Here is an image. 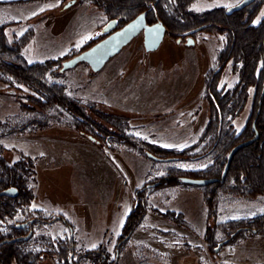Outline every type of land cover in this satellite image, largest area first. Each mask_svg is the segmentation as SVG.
Segmentation results:
<instances>
[{
    "label": "rangeland",
    "instance_id": "374dc122",
    "mask_svg": "<svg viewBox=\"0 0 264 264\" xmlns=\"http://www.w3.org/2000/svg\"><path fill=\"white\" fill-rule=\"evenodd\" d=\"M71 1L0 2V26L4 25L11 41L26 34L22 54L29 62L67 59L95 43L108 21L98 7L79 0L67 6ZM240 1L195 0L190 9L202 14ZM256 7L257 3L249 9ZM263 18L264 0H260L253 21ZM192 35L195 43L188 46L186 36L167 30L160 47L147 52L140 34L97 72L80 63L64 72L55 66L59 74L50 76L64 83L70 94L94 102L103 113L123 115L128 127L124 131L135 139L175 151L200 143L188 155L155 162L148 152L121 144V132L89 109L109 133L92 126L83 127L86 132L82 133L75 128V120L67 122L65 117L37 131L27 128L8 136L2 134L5 125L0 126V175L3 165L32 161L34 173L27 184L34 198L16 219H39L23 246L25 251L40 252L39 264H264V233L241 234L219 251H215L218 244L210 246L206 239L209 225L263 213V203L225 198L216 217L209 218L205 194L198 185L168 183L137 195L138 189L165 175L169 166L189 171L213 162L203 147L211 141L199 138L210 117L206 79L218 66L227 39L226 33L214 29ZM237 81L238 74L229 64L220 85L228 90ZM21 94L25 92L0 81V122L7 124L17 114L28 121L31 114L21 111L17 100ZM253 96L251 90L244 110L231 118L237 132L250 118ZM139 202L146 204L145 213L123 241L128 217ZM61 217L73 226L72 232ZM58 239L74 243L73 251L62 258L57 247L55 253L51 248Z\"/></svg>",
    "mask_w": 264,
    "mask_h": 264
},
{
    "label": "trees",
    "instance_id": "16d2710c",
    "mask_svg": "<svg viewBox=\"0 0 264 264\" xmlns=\"http://www.w3.org/2000/svg\"><path fill=\"white\" fill-rule=\"evenodd\" d=\"M7 1L14 0H0V2ZM79 1L98 7L105 13L108 20L117 19L118 27L139 13L147 11L148 23L161 20L167 30L182 37L186 36L188 31L200 26L202 28L193 34L203 29H214L226 33L227 41L219 53L218 66L211 70L206 79L205 98L209 105L210 117L199 138V140L211 141V143H205L206 145L203 147H207L206 154L210 155L213 162L204 169L189 171L169 166L166 168V174L158 177L153 183H156L155 187L168 183L188 184L181 181V177L184 176L219 178L212 183L198 185L204 191L209 218L216 217V210L225 198L264 204V94H262L264 18L257 23L253 21L260 0H255L230 14L222 7L207 10L202 14L194 12L190 6L195 0ZM255 3H257V7L250 10V6ZM26 41V34L21 36L19 41H11L6 35L4 25L0 26V81L10 88H17L25 92L17 100L20 110L31 114L28 121L25 120L26 122L22 114L21 116L17 114L13 121L7 120V124L0 122L1 127L2 125L6 127L3 135L21 134L25 130L28 131L27 128L34 132L53 123H60L64 117L66 121L68 120L67 122L75 120V128L82 133L86 132V128L89 126L109 133L105 126L94 120L87 112L89 109L121 132L118 139L124 142L121 144H126L144 154L148 152L155 162L177 160L180 155L181 157L188 155L193 148L200 145V143H194L182 151L167 150L127 135L124 130H127L128 127L124 123L125 121L123 122L125 118L123 115L103 113L94 102H88L70 94L64 83L50 79L51 75L59 74V72L56 73L54 67H61L65 57L29 62L22 54V48ZM229 64L238 74V81L233 88L226 90L224 86L220 85V79ZM59 67L58 69H60ZM251 90L254 91L252 113L246 125L237 132L231 118H235L244 110L249 101ZM254 120H256V128L259 132L258 139L243 146L235 153L225 178L221 179L230 150L236 144L255 135ZM22 122L23 124H21ZM3 169L4 172L0 175V191L16 187L18 194L14 196L0 195V223L4 226V229L0 231V264H39L40 252L25 251L23 248L29 239L20 237L26 230L19 228V223L22 220L16 219L20 210H25L34 198L33 190L27 184L28 176L34 173L32 161L27 158L26 161H19L14 165H3ZM147 185L137 190L139 197L143 196L148 189ZM146 208V204L140 202L137 207L133 208L126 222L128 234L123 241L128 239L135 227L140 224ZM61 219L63 218L61 217ZM63 221L70 229L73 228L67 220L63 219ZM38 223L39 219H36L33 226ZM255 233H264V212L252 217L218 222L214 226L209 225L206 239L210 246H216L225 240L227 243L241 234ZM56 247L57 253L63 257L69 251H73L74 243L58 239L55 245H51L52 252ZM92 252L89 251L87 254ZM97 252L99 251L96 250L95 253ZM59 264L70 263L60 262Z\"/></svg>",
    "mask_w": 264,
    "mask_h": 264
},
{
    "label": "water",
    "instance_id": "95a60500",
    "mask_svg": "<svg viewBox=\"0 0 264 264\" xmlns=\"http://www.w3.org/2000/svg\"><path fill=\"white\" fill-rule=\"evenodd\" d=\"M76 1L77 0H72L67 4V6L74 4ZM253 1L255 0H241L238 3L229 6L226 9V12L230 14L236 10L244 8ZM201 28L202 26L187 32L186 45L188 46L194 45L195 39L192 34ZM99 34L100 36L102 35L104 36L101 39H99L97 42L92 44L91 46L87 47L86 49L80 51L79 53L73 55L72 57L65 59L62 62L60 72H64L65 70L76 67L80 63H87L94 72H97L101 70L111 58L119 54L130 42H132L140 34H143V44L145 51L147 52L155 51L163 43L165 36L167 34V27L161 20H157L154 23H148L147 11H144L139 13L134 18H132L131 20H129L128 22H126L125 24L119 27H118L117 19L108 20L106 24L102 27ZM181 40H182L181 37L177 39L178 42H180ZM262 94H264V84H263ZM253 130L255 131V135L253 137L236 144L230 150L227 157L226 165L221 175V179L225 178L229 165L235 153L243 146L248 145L258 139L259 132L256 128V120H254L253 122ZM218 179L219 178L216 177L215 178L213 177L195 178L188 176L181 177L182 182L188 184H194V185H205L212 183ZM155 185L156 183H151L148 184L147 187H151ZM17 191L18 189L16 187H9L7 189L1 190L0 195L13 196L17 193ZM23 225L24 224H21L20 226ZM31 234L32 231H30L26 235V238H29ZM225 243L226 240L218 243V245L215 247V251H219L222 245H224Z\"/></svg>",
    "mask_w": 264,
    "mask_h": 264
},
{
    "label": "flooded vegetation",
    "instance_id": "af4514ba",
    "mask_svg": "<svg viewBox=\"0 0 264 264\" xmlns=\"http://www.w3.org/2000/svg\"><path fill=\"white\" fill-rule=\"evenodd\" d=\"M156 22V21H155ZM154 23V22H153ZM106 24V23H105ZM104 24V25H105ZM103 25V26H104ZM104 35H102V36H100L99 38H97L96 40L98 41L99 39H101L102 37H103ZM96 41V42H97ZM94 44V43H93ZM18 194V191H17V193L15 194V195H17ZM9 196V195H8ZM14 196V195H13ZM37 219V217H30V218H27L26 220H23L21 223H19V228H21V229H24V230H26V232L25 233H23L20 237H24L25 239H29L31 236H32V234H33V228H34V224H35V220ZM21 224H24L23 226H20ZM71 230V229H70ZM30 231H32V234H31V236L29 237V238H26V235L30 232ZM73 241V240H72ZM2 243H3V241H2ZM1 243V244H2Z\"/></svg>",
    "mask_w": 264,
    "mask_h": 264
},
{
    "label": "crops",
    "instance_id": "0c3cea01",
    "mask_svg": "<svg viewBox=\"0 0 264 264\" xmlns=\"http://www.w3.org/2000/svg\"><path fill=\"white\" fill-rule=\"evenodd\" d=\"M64 224L67 225L65 222H64ZM69 229H70V228H69ZM73 230H74V229L72 228V229H71V232H72Z\"/></svg>",
    "mask_w": 264,
    "mask_h": 264
}]
</instances>
